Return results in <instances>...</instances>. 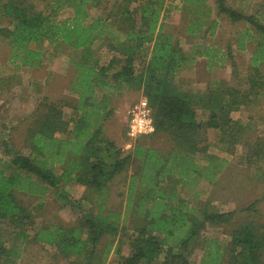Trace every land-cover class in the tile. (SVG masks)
I'll list each match as a JSON object with an SVG mask.
<instances>
[{"label": "trees", "instance_id": "obj_1", "mask_svg": "<svg viewBox=\"0 0 264 264\" xmlns=\"http://www.w3.org/2000/svg\"><path fill=\"white\" fill-rule=\"evenodd\" d=\"M208 1L181 0L189 35L215 27L216 21L208 20L212 10ZM212 1L233 21L248 23L246 34L238 37V46L244 47L246 38L257 39L253 72L247 78V88L218 82L198 97L184 90L176 77L192 71L198 56L210 55V47L204 51L195 49L200 46L185 49L178 37L173 39L171 33L163 31L166 0H64L71 14L61 19H57V13L62 5L56 1L46 5L43 0H0V19L8 22L0 28V35L7 38L13 61L39 65L44 53L30 43L42 38L69 45L77 52L69 57L70 64L77 68L69 91L77 97L59 101L45 97L38 103L25 133L27 153L11 142L5 143L10 158L6 166L0 161V219L32 224L31 219L26 222L21 218L26 208L18 203L16 191L23 190L44 195L54 188L66 204L81 211V203L60 186L62 180H78L88 190L84 198L97 204L99 213L82 210L78 224L44 225L33 235L18 232L23 238L55 245L69 259L66 264H105L112 242L98 252L96 246L105 234L112 240L119 228L126 227L127 220L133 224L131 251L119 264H191L190 246L199 242L202 228L209 223L227 225L243 213L249 218L232 227L229 244L222 246L210 239L215 243L207 244L201 263L264 264V223L257 207L264 193L229 211H210L205 206L197 209L180 198L185 192L200 197L206 191L204 186L218 179L226 162L207 151L201 129H220L230 144L236 143L245 126L233 120L231 112L264 94L258 70L264 62V23L256 13L240 12L225 0ZM91 7L102 8L101 15L89 19ZM102 37L110 39L108 48L120 54L98 67L99 58L93 56L92 45ZM123 88L142 89L153 108L155 130L151 135L165 139V146L156 147L145 141L148 135H142L124 150L102 135L110 102L107 89ZM64 106L72 107L77 115L69 131V120L62 118ZM199 112L205 117H199ZM259 143L252 155L247 154L245 161L250 165L254 155L259 157L264 152L263 141ZM130 165L138 166L129 176L124 211L101 215L110 182ZM8 168L14 170L7 173ZM254 168L264 176V169ZM121 220L122 225H118ZM4 252L5 247L0 245V264L5 262Z\"/></svg>", "mask_w": 264, "mask_h": 264}, {"label": "rangeland", "instance_id": "obj_2", "mask_svg": "<svg viewBox=\"0 0 264 264\" xmlns=\"http://www.w3.org/2000/svg\"><path fill=\"white\" fill-rule=\"evenodd\" d=\"M55 1L62 5L57 13V19L68 17L71 12L64 0H43L46 5ZM225 3L245 14L256 13L264 23V0H225ZM208 4L212 9L209 18L216 21L213 30L210 29V26L204 27L202 32H195L193 35L187 36L189 34L182 24L181 8L183 3L181 0H166L165 6L168 7V10L165 11L163 19V31L171 33L173 39L178 37L185 49L200 46V48L195 49L202 51L206 46L210 47L211 56L200 59L197 73L193 74L192 71L187 70L176 77V82H180L184 90L192 91L193 94L196 91L198 97L203 94L202 90L207 84L209 89L215 87L218 82L245 88L247 86L246 77L252 72L248 64L257 42V39L251 41L250 38H246L245 45L248 47L243 50L237 49V37L242 35V32L245 34V27L248 26V23L245 20L233 21L226 13H220L217 4L212 0H209ZM174 5H178V8ZM89 12V19H93L101 15L102 8L91 7ZM162 18L163 15H161L160 21ZM7 25L6 18L0 19V28ZM3 35H0V161L3 166H6L10 157L6 153L5 143L11 142L23 153L28 152L25 133L33 119L31 115L34 109L43 98L47 97L50 100L59 101L66 98L74 100L77 97L76 93L69 91L70 81L77 70L73 64H70L69 57H75L77 52L69 45L50 42L49 39L42 38L37 42L30 43V47L44 53L40 64L32 66L20 63L18 60L13 61L10 57L11 47ZM109 42L110 39L102 37L92 45L95 50L93 56L99 58L98 67L107 65L113 56L120 54L118 50L108 48ZM218 48H222L226 52L229 48L230 54L228 55L230 56L222 60L218 59L221 52L218 51L215 54ZM232 63L235 66L234 69ZM259 71L262 73V81L264 82V64ZM263 90L264 88L261 91ZM101 93L99 92L100 96ZM107 95L110 102L108 114L102 122V135L115 142L118 147L128 150L126 143L135 142L134 140L129 141L127 137L130 106L145 95L142 89L124 88L118 91L107 89ZM151 109L153 108L151 107ZM63 112L62 118L69 120V131L72 129L77 115L69 106H64ZM231 116L233 120L245 126L241 139L234 144H230L229 137L224 136L220 129H201V136L205 139L207 151L225 158L226 162L218 179L214 183L204 186L207 187L206 191L201 193L200 197H193L192 192H185L180 195V198L189 200L190 207L195 206L200 209L205 206L210 211H229L243 207L264 193V176L255 171L254 168L260 166L259 169H264V152L262 156L260 155L261 158L254 155L252 158L254 162L251 165L245 161L247 154L252 155V150L256 146L260 147L261 143L259 142L263 141L264 145V94L252 98L247 105L241 104L237 110L231 112ZM199 117L204 118L205 114L202 115L199 112ZM221 137L227 138L223 140ZM144 139L156 147H162L168 143L165 139L151 134L144 136ZM137 166L130 165L110 182L106 190L105 200H102L105 206L100 211L101 215H105L108 211H124L127 193L129 192V176L136 170ZM13 170L8 168L7 173H11ZM60 186L69 196L81 203L83 211L91 210L94 214L99 213L97 204H90L84 198L88 190L80 181L62 180ZM133 193L136 194V191ZM16 198L18 203L26 208L21 217L22 221L27 222L31 219L32 224L18 225L14 222L15 220L0 219V245L5 247L2 256L5 261L3 264H66L69 259L65 258L55 245L36 242L31 238H23L18 232L26 231L29 235H33L38 227L44 225L54 223L61 225L78 224L81 220V213L83 214L82 210L66 204L54 188L48 189L44 195L30 193L27 190L16 191ZM257 207L262 211L259 218L264 223V199L258 203ZM248 218L243 213L239 217L233 218L232 222L227 225L207 224L204 229L200 230L199 242L190 246L191 250L188 255L190 263L202 264L205 255L204 250L210 239L216 240L222 246L229 244L231 240L229 233L232 227ZM117 224L122 225V220ZM132 226V222L127 220V225L123 228L125 229L124 232L122 228H119L112 240L108 234L99 240L96 246L97 252L101 251L106 243L112 242L105 264H119L129 254L131 251L130 236L133 233ZM85 234L84 231L83 235ZM210 243L214 244L215 241ZM116 246H118L119 251H116Z\"/></svg>", "mask_w": 264, "mask_h": 264}, {"label": "built area", "instance_id": "obj_3", "mask_svg": "<svg viewBox=\"0 0 264 264\" xmlns=\"http://www.w3.org/2000/svg\"><path fill=\"white\" fill-rule=\"evenodd\" d=\"M129 116L127 137L130 141H133L142 135H148L154 132L155 125L152 116V109L147 97L141 96L131 104Z\"/></svg>", "mask_w": 264, "mask_h": 264}, {"label": "crops", "instance_id": "obj_4", "mask_svg": "<svg viewBox=\"0 0 264 264\" xmlns=\"http://www.w3.org/2000/svg\"><path fill=\"white\" fill-rule=\"evenodd\" d=\"M181 10H182V8H181ZM182 16H183V10H182ZM208 20H210V18H208ZM237 21V20H236ZM247 23V22H246ZM182 24L184 25V27L186 28V25H187V21H183V18H182ZM246 34V33H245ZM242 35H244V33L242 34ZM187 36H190V35H187ZM239 38L241 37V36H238ZM238 37H237V41H238ZM251 41H254V40H252L251 39ZM245 43H246V41H245ZM245 43H244V45H245ZM248 47V45H245L244 47H239L238 46V43H237V45H236V48L237 49H240V50H243V49H246ZM200 48V47H199ZM206 48V47H205ZM255 48H256V43H255V46H254V49L252 50V53H251V57H250V62H249V64H248V66L252 69V72H253V65H252V63H253V60H252V54H253V51L255 50ZM210 50V49H209ZM201 51V50H200ZM202 51H204V50H202ZM220 52V55L218 56V59H224V58H226L227 56H230V55H228V54H230V52H229V48H227V52L226 51H224V50H222V48L220 49V48H218L217 49V51H216V53L215 54H217V52ZM214 54V55H215ZM206 55H203V56H198V58H197V60H196V64H195V68L192 70V73L193 74H195V73H197L198 72V63L200 62V59L201 58H206L205 57ZM209 56H211V54L209 55ZM260 63V62H259ZM262 64H264V62H261L259 65H258V70H260L261 68H262ZM208 66V65H207ZM235 67V66H234ZM210 68V67H209ZM232 68H233V65H232ZM260 72V71H259ZM249 75H250V73H249ZM260 75L262 76V73L260 72ZM247 78L248 77H246V83H247ZM249 83V82H248ZM248 83H247V85H248ZM208 85V84H207ZM206 85V87L202 90V93L203 94H201V96L202 95H204V93L205 92H207V90L209 89V87ZM232 85V84H231ZM234 85V84H233ZM236 86V85H235ZM240 87V86H239ZM245 88H247V86L245 87ZM195 94H196V96H199L198 94H197V92L195 91ZM232 117V116H231ZM130 141V140H129ZM131 143H133V142H129V143H126V147L127 148H130L131 146H132V144Z\"/></svg>", "mask_w": 264, "mask_h": 264}]
</instances>
